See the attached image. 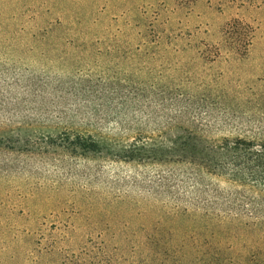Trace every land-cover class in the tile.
I'll list each match as a JSON object with an SVG mask.
<instances>
[{"label": "rangeland", "instance_id": "1", "mask_svg": "<svg viewBox=\"0 0 264 264\" xmlns=\"http://www.w3.org/2000/svg\"><path fill=\"white\" fill-rule=\"evenodd\" d=\"M224 138L264 141V0H0V264H264L261 187L181 151Z\"/></svg>", "mask_w": 264, "mask_h": 264}, {"label": "trees", "instance_id": "2", "mask_svg": "<svg viewBox=\"0 0 264 264\" xmlns=\"http://www.w3.org/2000/svg\"><path fill=\"white\" fill-rule=\"evenodd\" d=\"M55 141V140H54ZM74 151L95 152L98 143L91 135L65 133L58 141ZM181 151L188 152L184 158L210 172L228 173L237 179L245 180L250 175L254 185L261 187L264 195V141L245 138H224L219 142L200 146L183 142Z\"/></svg>", "mask_w": 264, "mask_h": 264}]
</instances>
